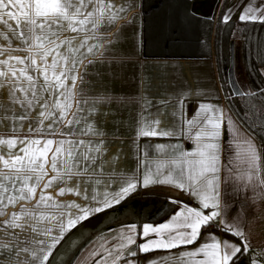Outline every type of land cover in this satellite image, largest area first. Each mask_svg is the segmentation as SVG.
I'll use <instances>...</instances> for the list:
<instances>
[{"label": "snow or ice", "instance_id": "6c2138e0", "mask_svg": "<svg viewBox=\"0 0 264 264\" xmlns=\"http://www.w3.org/2000/svg\"><path fill=\"white\" fill-rule=\"evenodd\" d=\"M233 7L224 23L264 27V0ZM141 8L136 0H0V264H52L57 245L78 223L155 184L181 193L169 196L171 214L139 228L121 225L126 231L101 257L141 264L139 255L162 252L142 264H264V246L253 242L243 215L264 204V154L251 139L240 141L231 116L209 93L182 90L155 111L146 99L139 104L135 169H125L122 148L113 150L109 137L117 134L97 122L111 97L106 89L90 95L96 79L90 74L103 75L104 52L118 46L116 32ZM257 71L264 81V70ZM253 87L232 78L230 93L234 100L264 97L255 76ZM233 146L242 171L225 163ZM205 232L212 234L199 243Z\"/></svg>", "mask_w": 264, "mask_h": 264}, {"label": "crops", "instance_id": "0c3cea01", "mask_svg": "<svg viewBox=\"0 0 264 264\" xmlns=\"http://www.w3.org/2000/svg\"><path fill=\"white\" fill-rule=\"evenodd\" d=\"M190 1L191 9L194 14L201 17L213 18L214 21L218 20L223 6H225L224 15L229 9L235 12L236 8L233 7V5L234 3H239V0ZM136 2L142 5V0H136ZM114 39L119 41V44L116 48H110L104 52L103 60L106 63L103 66V75H99L95 70H93L90 74L91 76L96 77V79L92 81V88L94 90L90 93V95L95 96L101 94L100 92L95 91V89H106L107 92L105 94L111 97L109 102H105L100 105L101 111L97 112V122L99 123L100 121H103L104 130L109 134L114 132L117 134L118 139L113 138L111 135L109 138L113 140V150L117 147L123 149L125 153V159L123 161L125 169H135L136 167L134 149L131 146V140L133 138V122L135 120V113L139 111V104L146 99L148 101V110L155 111V109L159 106V101L165 100L169 96H171L174 100L175 94L182 90H196L198 92L209 93L211 101L217 102L219 106L223 107L226 114L231 116L234 122V131L237 133L240 141L243 143L244 140L251 139L255 145L261 149L262 154H264V146L257 139V137L242 125L240 120L236 118L237 116L235 117L231 114V107L227 103L219 82L214 58L200 59L169 56L146 57L143 49L142 8L132 21L121 25L120 30L116 32ZM234 48V73L239 86L244 88L242 84L248 86V82L241 64L242 59L240 58V53H238L241 51L239 42L235 41ZM113 61H115V63H113ZM85 79H89V77H85ZM185 103L187 104L188 101H185ZM121 141H123V143H121ZM143 142L144 141L142 140L141 143ZM155 142L164 143L166 141L160 139ZM183 143L185 148L189 147L188 141H184ZM225 156L228 157V159L225 160V163H228L229 160H231L234 167H237L240 171L244 170L245 166L243 163L235 160V146H233L231 150H226ZM263 157L264 155H262V160L259 162L261 171L263 170ZM116 179H120V177L117 176ZM142 189H151L156 191L160 189V192L162 189L167 190V199H169L170 195L173 197H176L175 195L181 196L180 192L171 190L169 186L160 184L150 185L147 188ZM155 197L156 199H153L152 202H165V197L160 195H155ZM228 203L231 205L233 201L229 200ZM234 211L235 210L233 209L232 212L234 213ZM133 212L134 217H129L127 221L118 224V226L111 227L116 229V227L133 222H136L138 225V222L141 220V216L138 211L134 210ZM96 214L88 216L85 220L95 216ZM170 214L162 217L163 211H160L158 215H152L150 218H147V216L144 217L145 219L142 220V224L146 222L153 224L160 223L161 221L166 220ZM243 215L248 224V230L253 237V242L263 241L264 204L257 202L254 206L246 207L243 210ZM141 225H138V228ZM111 227L91 240L81 250L85 249L88 245H91V243H96V250L101 253L103 252L104 247H109L115 243V240H109L113 236H105L114 230ZM73 229H71L65 237ZM209 234L212 233L205 232L200 238L199 243L205 242L204 237ZM214 234L221 238L224 235L218 230L214 231ZM229 238L231 239V237ZM58 246L59 245H57V247ZM195 247H198V243L185 248L176 249L174 250V254L178 256L180 252L190 251ZM164 255L166 254L162 252H153L151 254L139 255L138 259L142 264L143 261L152 257ZM169 264H188V262L186 259L183 261L169 259Z\"/></svg>", "mask_w": 264, "mask_h": 264}, {"label": "trees", "instance_id": "16d2710c", "mask_svg": "<svg viewBox=\"0 0 264 264\" xmlns=\"http://www.w3.org/2000/svg\"><path fill=\"white\" fill-rule=\"evenodd\" d=\"M224 10L225 6L218 20L214 21L194 14L190 0H142L144 54L146 57L214 58L227 103L242 125L264 146V97L242 95L234 100L229 79L231 43L236 41L241 47L238 53L249 89L255 91L253 76L264 86L257 71L264 69V27L240 21L226 24L222 21ZM249 70L252 75H249ZM162 190L140 188L110 209L119 210V216L137 210L141 216L138 225L145 219L148 207L154 208L152 215H158L163 209L164 217L171 213V205L166 198L168 191ZM155 195L165 197V202H152ZM127 219L118 217L115 224Z\"/></svg>", "mask_w": 264, "mask_h": 264}, {"label": "water", "instance_id": "95a60500", "mask_svg": "<svg viewBox=\"0 0 264 264\" xmlns=\"http://www.w3.org/2000/svg\"><path fill=\"white\" fill-rule=\"evenodd\" d=\"M232 78L236 80L234 73V41L231 43V65L229 79L232 86ZM237 81V80H236ZM119 217V210L108 209L88 218L77 225L61 242L51 257L52 264H66L71 257L84 248L91 240L114 225Z\"/></svg>", "mask_w": 264, "mask_h": 264}, {"label": "rangeland", "instance_id": "374dc122", "mask_svg": "<svg viewBox=\"0 0 264 264\" xmlns=\"http://www.w3.org/2000/svg\"><path fill=\"white\" fill-rule=\"evenodd\" d=\"M234 44H235V42H234ZM234 52H235V48H234ZM242 85H243V87L245 86L244 84H242ZM231 114L235 117L237 116L232 109H231ZM262 173H264V157H263ZM146 213H147L146 214L147 218H150L152 216V214L154 213V208L148 207V210ZM129 217H134L133 210H130L128 213H125V214L122 213L119 216V218L121 220L129 218ZM118 224H120V223H116V224L111 225V226H118ZM124 225H126V224H124ZM111 228H113V227H111ZM113 229H111V230H113ZM120 231H126V229H121V226H119V227H116V229H114L113 231L108 233V235H105V236H113L112 238L109 239L111 241V240H114V237ZM93 242H98V241H93ZM254 243H257L256 245H259V246H264V240L259 241V242L254 241ZM95 244L96 243H93V244L91 243V245H88L85 249L79 250L76 253L75 258L71 257V260H68L66 264H102V262H106V264H111V259L100 256V253L96 250Z\"/></svg>", "mask_w": 264, "mask_h": 264}]
</instances>
